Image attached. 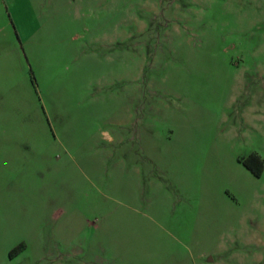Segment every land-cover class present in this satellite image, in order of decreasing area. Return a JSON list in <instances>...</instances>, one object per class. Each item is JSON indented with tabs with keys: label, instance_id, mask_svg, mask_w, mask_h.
Returning <instances> with one entry per match:
<instances>
[{
	"label": "rangeland",
	"instance_id": "rangeland-1",
	"mask_svg": "<svg viewBox=\"0 0 264 264\" xmlns=\"http://www.w3.org/2000/svg\"><path fill=\"white\" fill-rule=\"evenodd\" d=\"M6 142L0 264H264V0H0Z\"/></svg>",
	"mask_w": 264,
	"mask_h": 264
},
{
	"label": "trees",
	"instance_id": "trees-1",
	"mask_svg": "<svg viewBox=\"0 0 264 264\" xmlns=\"http://www.w3.org/2000/svg\"><path fill=\"white\" fill-rule=\"evenodd\" d=\"M244 166L251 171L256 177H261L264 172V162L256 154H252L244 161Z\"/></svg>",
	"mask_w": 264,
	"mask_h": 264
},
{
	"label": "crops",
	"instance_id": "crops-1",
	"mask_svg": "<svg viewBox=\"0 0 264 264\" xmlns=\"http://www.w3.org/2000/svg\"><path fill=\"white\" fill-rule=\"evenodd\" d=\"M8 143L6 142L5 143V147H2V148H0V153H2V152H6V151H8ZM256 155H258V154H256ZM259 156V155H258ZM260 157V156H259ZM261 158V157H260ZM264 162V161H263ZM12 261H14V260H10V262L12 263ZM21 262H17V261H15V264H20ZM104 263H110V262H103V263H101V264H104ZM21 264H33L32 262H22Z\"/></svg>",
	"mask_w": 264,
	"mask_h": 264
}]
</instances>
